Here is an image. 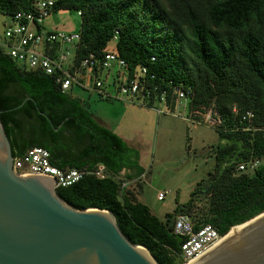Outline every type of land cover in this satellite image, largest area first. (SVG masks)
Instances as JSON below:
<instances>
[{
  "label": "trees",
  "instance_id": "16d2710c",
  "mask_svg": "<svg viewBox=\"0 0 264 264\" xmlns=\"http://www.w3.org/2000/svg\"><path fill=\"white\" fill-rule=\"evenodd\" d=\"M33 2L0 0V11L11 18ZM66 8L81 11L76 61L112 50L125 59L129 75L138 64L148 67V105L164 90L170 106L173 88L181 86L188 117L201 122L210 111L207 120L219 141L211 146L207 205L195 227L209 222L224 234L263 211L264 0H56L52 11ZM247 110L253 114L245 118ZM0 119L13 155L41 145L62 168L103 163L104 176L85 172L56 186L57 193L78 208L112 211L124 235L146 246L160 264L183 263V236L173 232L171 221L177 213L191 214L194 191L184 202L176 195L173 211L157 216L123 184L145 171L139 150L98 122L84 99L62 91L51 73L19 63L2 46ZM254 158L259 162L252 170L237 168Z\"/></svg>",
  "mask_w": 264,
  "mask_h": 264
},
{
  "label": "water",
  "instance_id": "95a60500",
  "mask_svg": "<svg viewBox=\"0 0 264 264\" xmlns=\"http://www.w3.org/2000/svg\"><path fill=\"white\" fill-rule=\"evenodd\" d=\"M0 119V264H160L132 242L107 208H78L54 177L16 173ZM183 264H264V210L235 225Z\"/></svg>",
  "mask_w": 264,
  "mask_h": 264
},
{
  "label": "built area",
  "instance_id": "2783aa9c",
  "mask_svg": "<svg viewBox=\"0 0 264 264\" xmlns=\"http://www.w3.org/2000/svg\"><path fill=\"white\" fill-rule=\"evenodd\" d=\"M55 1L34 0L31 9L14 13L4 30V44L7 46V53L27 67L51 73L62 91L73 92V88L79 87L98 92L104 97L123 95L131 101L136 97H141L142 103H148L151 97L149 89L144 84L148 73V67L145 64H138L133 74L129 75L125 59L112 50H106L101 57L89 53L76 61L75 50L80 37L79 31L42 27L43 20L52 11ZM80 13L81 11L77 10V14ZM114 66L115 69L111 71ZM149 75L154 76L153 73ZM186 93L187 90L183 87L175 86L173 102L170 106L166 104L164 90L158 100L169 107L168 110H173L172 108L182 98L187 99ZM157 111L162 110L159 108ZM207 112L210 115V111ZM252 114L251 110H247L242 116L248 118ZM258 162L259 158L241 161L237 168L252 170ZM12 165L18 174L38 172L52 175L55 179V187L71 184L85 172H94L98 176L105 174L103 163H98L94 168L59 167L52 162L49 150L41 145H31L21 154L13 155ZM164 195V191L158 192V198H163ZM171 226L174 233L183 236L180 243V255L183 262L194 257L223 235L209 222L195 227L194 221L185 213H177L171 221Z\"/></svg>",
  "mask_w": 264,
  "mask_h": 264
},
{
  "label": "rangeland",
  "instance_id": "374dc122",
  "mask_svg": "<svg viewBox=\"0 0 264 264\" xmlns=\"http://www.w3.org/2000/svg\"><path fill=\"white\" fill-rule=\"evenodd\" d=\"M10 16L0 11V46L4 44V29ZM80 16L74 9H56L45 16V29L75 30ZM109 44H113L110 42ZM115 66L111 69L113 71ZM110 75V74H109ZM112 91L111 88H109ZM73 93L84 99L95 118L120 134L139 150V161L145 167L140 176L126 183L138 198L145 202L157 216L173 211L178 202L191 196L196 182L208 185V172L214 165L211 146L219 141L218 131L209 124V112L201 122L188 117L187 99H181L168 110L165 104L155 99L152 105L141 102V97L129 100L126 96L100 97L95 91L73 88ZM162 111L158 112L157 109ZM123 169L121 173H124ZM164 191L163 198L158 192ZM208 194H195L193 210L187 215L192 221L203 215Z\"/></svg>",
  "mask_w": 264,
  "mask_h": 264
},
{
  "label": "flooded vegetation",
  "instance_id": "af4514ba",
  "mask_svg": "<svg viewBox=\"0 0 264 264\" xmlns=\"http://www.w3.org/2000/svg\"><path fill=\"white\" fill-rule=\"evenodd\" d=\"M208 190V185H204V184H199V185H196L193 189L194 191V194L193 196H195V194H198V193H206Z\"/></svg>",
  "mask_w": 264,
  "mask_h": 264
},
{
  "label": "crops",
  "instance_id": "0c3cea01",
  "mask_svg": "<svg viewBox=\"0 0 264 264\" xmlns=\"http://www.w3.org/2000/svg\"><path fill=\"white\" fill-rule=\"evenodd\" d=\"M98 121V120H97ZM98 122H100V121H98ZM101 123V122H100ZM102 124V123H101ZM122 171V170H121Z\"/></svg>",
  "mask_w": 264,
  "mask_h": 264
}]
</instances>
